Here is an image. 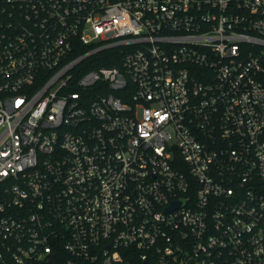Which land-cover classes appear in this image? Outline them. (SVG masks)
Masks as SVG:
<instances>
[{
	"label": "built area",
	"instance_id": "2783aa9c",
	"mask_svg": "<svg viewBox=\"0 0 264 264\" xmlns=\"http://www.w3.org/2000/svg\"><path fill=\"white\" fill-rule=\"evenodd\" d=\"M0 264H264V0H0Z\"/></svg>",
	"mask_w": 264,
	"mask_h": 264
},
{
	"label": "trees",
	"instance_id": "16d2710c",
	"mask_svg": "<svg viewBox=\"0 0 264 264\" xmlns=\"http://www.w3.org/2000/svg\"><path fill=\"white\" fill-rule=\"evenodd\" d=\"M117 52H109V54H112V55H115ZM99 65H105V66H116L118 65V61L115 59V60H108V61H102V62H99L98 63Z\"/></svg>",
	"mask_w": 264,
	"mask_h": 264
}]
</instances>
